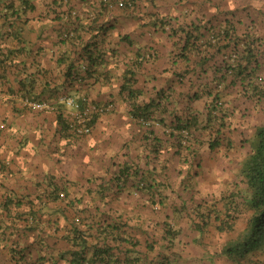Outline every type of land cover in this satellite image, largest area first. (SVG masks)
<instances>
[{"label": "crops", "instance_id": "crops-1", "mask_svg": "<svg viewBox=\"0 0 264 264\" xmlns=\"http://www.w3.org/2000/svg\"><path fill=\"white\" fill-rule=\"evenodd\" d=\"M247 43L259 63L245 78L229 65ZM259 74L264 0H0V264H264V243L222 251L251 215L236 174L264 121L244 89ZM64 95L111 106L75 136Z\"/></svg>", "mask_w": 264, "mask_h": 264}, {"label": "trees", "instance_id": "trees-1", "mask_svg": "<svg viewBox=\"0 0 264 264\" xmlns=\"http://www.w3.org/2000/svg\"><path fill=\"white\" fill-rule=\"evenodd\" d=\"M233 50L238 52V58L234 61V63L231 62L229 69L232 70L234 75L247 78L246 76L250 75V73L252 74L258 68L259 47L257 45L252 46L251 43H247L244 44L243 47L235 45ZM89 58L90 62H92V57ZM254 78L249 77V81L246 79L248 82L247 84L245 83L244 86H251L244 87L246 91V97L255 101L257 104L261 102L264 103V75L259 74ZM215 106V101L208 105L209 111L204 124L205 128L207 127L210 132L212 131L214 133L211 134V139L209 141L211 148H216L219 145L221 137L219 132L221 131V127L224 126V121L221 116L218 126L214 128L213 121L215 116L212 114V112L214 111ZM148 110V106L142 108L134 105L132 109V115L134 117L145 118L148 114ZM96 117L97 116L94 117L93 122ZM60 118L62 117L60 116ZM176 126L180 130L187 129L189 133H192L190 130V127H192L191 122H178ZM253 136V140L250 143L251 150L238 163L239 169L236 174L238 181L243 182L246 186L245 191L248 193V199L246 202L249 206V209L251 210V215L247 220V225L244 231L240 233L234 240L226 242L227 244L222 249L223 253L228 257L236 258L237 260L245 258L251 251L264 243V121L256 125ZM191 139L192 138L190 134L186 139H184L182 135H180L178 138L180 147H185V150H187V152L190 154V157H186L188 159H193L196 156V151L191 150ZM183 140L186 142L183 143ZM191 175L193 176V173ZM227 227L229 228L230 226L227 225ZM170 228L167 229V233L168 235L172 236V230ZM85 242L86 240L82 239L78 244L82 245Z\"/></svg>", "mask_w": 264, "mask_h": 264}, {"label": "built area", "instance_id": "built-area-1", "mask_svg": "<svg viewBox=\"0 0 264 264\" xmlns=\"http://www.w3.org/2000/svg\"><path fill=\"white\" fill-rule=\"evenodd\" d=\"M123 4L122 1H119L120 6ZM231 58L233 60L238 58V52L236 50L232 51ZM60 100L67 106V108L61 110V117L65 121L67 129L75 136H82L90 133L93 127L94 117L101 115L111 106L110 104L103 105L95 103L86 96L78 98L72 95H64ZM23 102L25 105L33 109L58 111L55 102L51 100H40L26 97L23 99ZM222 104L223 103L220 100L216 102V113L220 114ZM180 134L186 139L189 136V131L187 129H181ZM185 142L186 141L183 140V143Z\"/></svg>", "mask_w": 264, "mask_h": 264}, {"label": "rangeland", "instance_id": "rangeland-1", "mask_svg": "<svg viewBox=\"0 0 264 264\" xmlns=\"http://www.w3.org/2000/svg\"><path fill=\"white\" fill-rule=\"evenodd\" d=\"M187 172H185L184 173V175H185V177L183 176L181 179H184V180H190V178L191 177H187V174H186ZM190 174H192V173H190ZM191 191V188H187V190L185 191V195H187L188 196V192H190Z\"/></svg>", "mask_w": 264, "mask_h": 264}]
</instances>
